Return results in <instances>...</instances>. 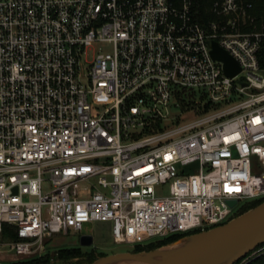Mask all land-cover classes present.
I'll return each instance as SVG.
<instances>
[{
    "label": "built area",
    "instance_id": "built-area-1",
    "mask_svg": "<svg viewBox=\"0 0 264 264\" xmlns=\"http://www.w3.org/2000/svg\"><path fill=\"white\" fill-rule=\"evenodd\" d=\"M191 7L0 0V257H41L93 222L145 246L263 201L264 20L251 0H213L204 26Z\"/></svg>",
    "mask_w": 264,
    "mask_h": 264
},
{
    "label": "water",
    "instance_id": "water-1",
    "mask_svg": "<svg viewBox=\"0 0 264 264\" xmlns=\"http://www.w3.org/2000/svg\"><path fill=\"white\" fill-rule=\"evenodd\" d=\"M211 57L223 64L224 74L240 73L238 64L215 42H210ZM234 202L230 203V207ZM91 235L80 236L81 247H91ZM264 245V202L231 221L208 231L185 236L167 247L151 252H119L103 255L90 264H236Z\"/></svg>",
    "mask_w": 264,
    "mask_h": 264
},
{
    "label": "rangeland",
    "instance_id": "rangeland-1",
    "mask_svg": "<svg viewBox=\"0 0 264 264\" xmlns=\"http://www.w3.org/2000/svg\"><path fill=\"white\" fill-rule=\"evenodd\" d=\"M100 49L103 51H109L108 46H100ZM170 117L177 119V125L187 123L194 119L193 113L184 114L175 107L169 108ZM193 170H196L194 167ZM156 194L158 196H166L167 189H156ZM81 235H91L93 237V243L91 247H81L79 245V237ZM169 245V244H168ZM167 247V246H165ZM164 247V248H165ZM70 248H78L82 254L79 258L70 259L69 261H61L57 259V253L61 250H69ZM163 248V247H161ZM134 248L126 245H119L116 246L112 242V228L110 222H93L87 223L83 227V231L80 234H73L70 233L69 236L63 235H55L52 240H50L47 244L46 252L42 256H49L50 257V264H90L96 258L95 255H108V254H117L119 252H131ZM159 249V248H158ZM155 250V249H154ZM148 252V251H145ZM151 252V251H149ZM264 253V247H260L255 249L248 258L243 262V264L249 262V260L253 259L257 255H261ZM92 254L94 257L93 260L89 261L87 255ZM9 258L0 257V262L2 264L11 263ZM28 260V259H27ZM25 261V260H22ZM19 261V262H22Z\"/></svg>",
    "mask_w": 264,
    "mask_h": 264
},
{
    "label": "trees",
    "instance_id": "trees-1",
    "mask_svg": "<svg viewBox=\"0 0 264 264\" xmlns=\"http://www.w3.org/2000/svg\"><path fill=\"white\" fill-rule=\"evenodd\" d=\"M175 2L176 0H172ZM192 1V7H191V15L193 18L199 22L201 25H206L209 20L214 19V16L210 13V5L213 2V0H191ZM253 4V10L251 11V14L257 19V20H264V0H251ZM263 201H256L248 203L247 205L242 207V210L240 211L239 215H242L244 213H247V211L254 209L258 205L262 204ZM10 227L5 225L3 227L5 234L4 237H6L9 232ZM13 239H15L13 234H10ZM183 238V236H171L167 239L161 240V241H152L150 244H147L145 246L137 245L133 249L132 253L135 252H142V251H151L154 249H158L161 247H165L168 244H171L179 239ZM264 247V245L259 246ZM250 253L246 256V258L240 260L236 264H243V262L248 258ZM82 254L80 252V249L78 248H70L69 250H61L59 253H57V259L61 261H69L70 259L79 258ZM87 258L89 261L93 260L94 257L92 254L87 255ZM50 257L49 256H41L35 259H28L22 262H11L6 264H50ZM245 264H264V253L259 254L255 256L253 259L249 260V262Z\"/></svg>",
    "mask_w": 264,
    "mask_h": 264
},
{
    "label": "flooded vegetation",
    "instance_id": "flooded-vegetation-1",
    "mask_svg": "<svg viewBox=\"0 0 264 264\" xmlns=\"http://www.w3.org/2000/svg\"><path fill=\"white\" fill-rule=\"evenodd\" d=\"M98 257H103V256H101V255H95V258H98Z\"/></svg>",
    "mask_w": 264,
    "mask_h": 264
},
{
    "label": "bare ground",
    "instance_id": "bare-ground-1",
    "mask_svg": "<svg viewBox=\"0 0 264 264\" xmlns=\"http://www.w3.org/2000/svg\"><path fill=\"white\" fill-rule=\"evenodd\" d=\"M135 264H138V263H135Z\"/></svg>",
    "mask_w": 264,
    "mask_h": 264
}]
</instances>
